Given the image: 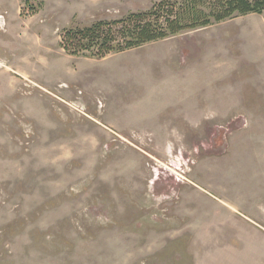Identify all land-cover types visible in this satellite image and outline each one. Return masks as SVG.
Masks as SVG:
<instances>
[{"label": "rangeland", "instance_id": "374dc122", "mask_svg": "<svg viewBox=\"0 0 264 264\" xmlns=\"http://www.w3.org/2000/svg\"><path fill=\"white\" fill-rule=\"evenodd\" d=\"M161 1L0 10V63L24 73L0 65V264H264V13L102 59L60 48Z\"/></svg>", "mask_w": 264, "mask_h": 264}, {"label": "trees", "instance_id": "16d2710c", "mask_svg": "<svg viewBox=\"0 0 264 264\" xmlns=\"http://www.w3.org/2000/svg\"><path fill=\"white\" fill-rule=\"evenodd\" d=\"M21 3V16L34 15L39 9L29 0ZM263 13L264 0H164L119 21H99L83 29H64L59 45L71 57L102 59L235 17Z\"/></svg>", "mask_w": 264, "mask_h": 264}, {"label": "crops", "instance_id": "0c3cea01", "mask_svg": "<svg viewBox=\"0 0 264 264\" xmlns=\"http://www.w3.org/2000/svg\"><path fill=\"white\" fill-rule=\"evenodd\" d=\"M15 1V0H14ZM9 2H10V0H0V10L2 9V8H5V7H7L8 6V4H9ZM16 3H17V9H18V17H19V21L20 22H22V24H24V25H26L27 26V23H31V25H33V22L35 21V20H33L35 17H38L39 16V13L37 14V13H35L34 15H27V16H29V17H25V16H21V8H22V3H21V0H16ZM6 13V10L4 9V11L3 12H1L0 11V17L1 16H4L3 14H5ZM26 18H28L27 20H26ZM3 20H4V26L3 27H5L4 29H6V26H7V21H6V19H5V17H3ZM0 25H1V23H0ZM1 27V26H0ZM30 28V27H29ZM33 29H34V27H33ZM35 34V33H34ZM36 35V34H35ZM1 38V37H0ZM34 38L36 39V36H34ZM0 48H2V44H0ZM2 63H0V65H1ZM2 66V65H1ZM0 66V67H1ZM2 68L4 69V71H6V72H10V71H16L17 73H19V76L20 77H24V73H22L21 71H18L16 68H13V67H11V66H8V65H5L4 66V64H3V66H2ZM20 74H22V75H20ZM25 76H27V77H29L28 75H25ZM11 86H15V84H13V85H11Z\"/></svg>", "mask_w": 264, "mask_h": 264}]
</instances>
